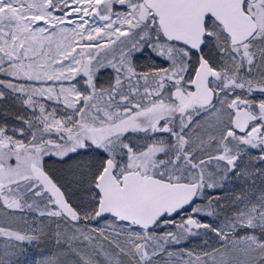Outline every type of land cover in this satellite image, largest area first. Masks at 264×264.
I'll use <instances>...</instances> for the list:
<instances>
[{"label":"snow or ice","instance_id":"1","mask_svg":"<svg viewBox=\"0 0 264 264\" xmlns=\"http://www.w3.org/2000/svg\"><path fill=\"white\" fill-rule=\"evenodd\" d=\"M44 243L264 264V0H0V264Z\"/></svg>","mask_w":264,"mask_h":264},{"label":"rangeland","instance_id":"2","mask_svg":"<svg viewBox=\"0 0 264 264\" xmlns=\"http://www.w3.org/2000/svg\"><path fill=\"white\" fill-rule=\"evenodd\" d=\"M184 246L188 245H181V247ZM26 247L28 248V252L23 257H21L23 264H29V261L35 260L38 255L44 253L48 249L49 245L44 243L37 246L26 245Z\"/></svg>","mask_w":264,"mask_h":264}]
</instances>
